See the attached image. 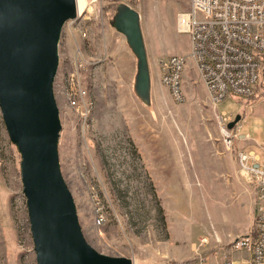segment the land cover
<instances>
[{
  "label": "rangeland",
  "instance_id": "rangeland-1",
  "mask_svg": "<svg viewBox=\"0 0 264 264\" xmlns=\"http://www.w3.org/2000/svg\"><path fill=\"white\" fill-rule=\"evenodd\" d=\"M119 3L140 15L151 82L148 106L133 90L136 58L109 23ZM189 5L190 0H85L81 13L67 18L58 33L51 81L58 172L84 242L130 264L248 258L245 250L230 248L235 238L252 232L257 203L237 153L258 152L264 160V110L256 106L242 119V131L258 147L237 148L242 135L225 144L189 55V36L176 30L177 14ZM171 55L185 60L182 101L161 81V62ZM71 83L85 92L81 104L91 102L85 117L70 103ZM262 95L248 104L227 98L216 108L232 121L244 107L264 100ZM22 171L0 106V264H37Z\"/></svg>",
  "mask_w": 264,
  "mask_h": 264
},
{
  "label": "water",
  "instance_id": "water-1",
  "mask_svg": "<svg viewBox=\"0 0 264 264\" xmlns=\"http://www.w3.org/2000/svg\"><path fill=\"white\" fill-rule=\"evenodd\" d=\"M73 14V0H0V106L20 148L37 264H130L97 253L84 242L58 172L51 81L58 33ZM109 23L136 58L133 90L148 106L151 82L140 15L119 3ZM239 119L235 115L227 127Z\"/></svg>",
  "mask_w": 264,
  "mask_h": 264
},
{
  "label": "built area",
  "instance_id": "built-area-1",
  "mask_svg": "<svg viewBox=\"0 0 264 264\" xmlns=\"http://www.w3.org/2000/svg\"><path fill=\"white\" fill-rule=\"evenodd\" d=\"M175 25L179 33L189 36V55L215 106L223 141L229 147L231 139L240 136L241 124L238 121L233 128L226 127L231 115L219 112L216 105L227 98L248 104L264 94V0H190L188 10L177 14ZM184 62L183 57L171 55L160 65L161 81L177 101L183 100L180 80ZM83 94L71 83V104L85 117L92 105L87 101L81 104ZM237 163L255 194L256 214L252 232L230 244L233 251L245 250L248 258L225 264H264V169L259 153L254 151H239ZM102 221L98 214V223Z\"/></svg>",
  "mask_w": 264,
  "mask_h": 264
},
{
  "label": "crops",
  "instance_id": "crops-1",
  "mask_svg": "<svg viewBox=\"0 0 264 264\" xmlns=\"http://www.w3.org/2000/svg\"><path fill=\"white\" fill-rule=\"evenodd\" d=\"M258 104H261V105H258ZM256 106H259L262 108V111L264 110V100L262 101H256L254 103L251 104L250 107H244L243 111L241 112V115H240V119H239V122L241 123V128L239 130V134L242 135V136H246V138H241V140L238 141L237 143V148H242V149H245L247 146L253 144L254 146H257L255 142H253L251 139H250V135L249 133L247 132H243L242 129H243V125H242V119L245 118V112L248 110L249 112H251ZM264 146V145H263ZM258 153V152H257ZM260 155V154H259ZM263 158L261 157L260 158V162L262 163V168L264 169V160H262Z\"/></svg>",
  "mask_w": 264,
  "mask_h": 264
},
{
  "label": "bare ground",
  "instance_id": "bare-ground-1",
  "mask_svg": "<svg viewBox=\"0 0 264 264\" xmlns=\"http://www.w3.org/2000/svg\"><path fill=\"white\" fill-rule=\"evenodd\" d=\"M73 2H74V13L75 14H79V13H81V11H82V9H83V7H84V4H85V0H73ZM62 26V25H61ZM57 47V41H56V46H55V48ZM51 91H52V89H51ZM76 92H84L82 89H81V87L78 85V86H76ZM70 103H71V101H70ZM71 105H73V106H75V104H71ZM239 121V120H238ZM13 141L16 143V145H17V147H18V149H20L19 148V145H18V142H17V139L15 138V137H13ZM20 156H21V153H20ZM22 158V157H21ZM22 160V159H21ZM23 175V174H22Z\"/></svg>",
  "mask_w": 264,
  "mask_h": 264
}]
</instances>
